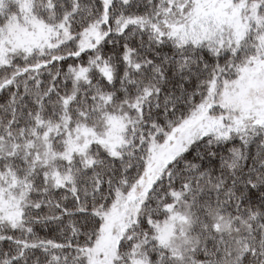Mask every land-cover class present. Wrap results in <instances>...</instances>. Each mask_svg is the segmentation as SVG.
Instances as JSON below:
<instances>
[{"label": "snow or ice", "instance_id": "6c2138e0", "mask_svg": "<svg viewBox=\"0 0 264 264\" xmlns=\"http://www.w3.org/2000/svg\"><path fill=\"white\" fill-rule=\"evenodd\" d=\"M0 264H264V0H0Z\"/></svg>", "mask_w": 264, "mask_h": 264}]
</instances>
